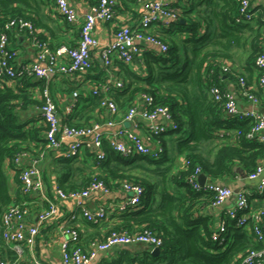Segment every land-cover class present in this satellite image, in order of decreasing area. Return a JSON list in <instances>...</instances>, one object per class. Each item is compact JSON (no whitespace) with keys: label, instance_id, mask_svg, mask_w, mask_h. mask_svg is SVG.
<instances>
[{"label":"trees","instance_id":"1","mask_svg":"<svg viewBox=\"0 0 264 264\" xmlns=\"http://www.w3.org/2000/svg\"><path fill=\"white\" fill-rule=\"evenodd\" d=\"M188 2L191 7L184 9L185 23L177 20L168 24V32L178 33L180 38H164L166 42L169 40L167 51L151 50L146 56L143 55L142 62L148 75L136 74L121 61L119 66L124 72L123 77L125 80L130 79L131 83L111 91L119 107L127 105V99L121 101L120 97L131 88V99L137 92L143 91L153 96L156 104L170 108L178 128L160 134L163 138V151L157 155L134 154L125 157L114 151L109 139L104 138L107 157L100 162L96 173L75 166L74 160L77 157L67 158L61 154L55 159L58 183L64 191L87 188L94 174L111 190L120 188L124 181L139 183L144 188L141 207L120 213L119 224L111 229L129 233L148 229L162 237L161 251L153 254L152 247L144 244L116 246L112 249V260L104 264H237L243 255L262 248L250 229L238 226L235 219L227 216L224 219V231L215 238L214 233L218 227L201 214L202 208L214 201L215 192L194 188L190 178L196 177L198 173H204L211 179L230 177L239 171L237 169L248 176L264 159V145L248 137L255 121L229 116L225 109V98L216 100L210 93L214 86L222 94L228 92L225 85L227 77L237 81L242 95L244 90L254 93L248 85L246 74L257 68L256 59L264 50V21L256 17L252 20L239 19L238 0ZM37 4L38 0H0V33L5 31V25L11 19L23 18L34 24L37 40L47 41L51 47L61 45L50 42L40 31L43 23ZM198 6L203 8L198 10ZM251 12H254L253 8ZM17 31L25 32L31 42L34 40V35L27 29L13 27L7 30L9 53L16 52L10 42ZM248 45L245 65L242 68L229 66L225 60L234 62L235 50H244ZM16 56H13L12 61L20 69ZM92 67L93 61L88 71ZM240 77L246 81L243 87L240 85ZM46 82L47 78H37L26 72L13 80L0 79V234H3L1 218L4 212L14 201H21L10 194L6 163L23 150L38 153L48 151L45 150L47 126L41 114H32L30 118L25 116L43 105V96L37 98L35 93L39 89L42 92ZM102 98L103 95L92 92L88 100L103 111L100 107ZM68 123L76 126L90 125H79L70 120ZM223 129H226L225 133H221ZM231 130L235 134L230 133ZM175 135L178 137L177 150L185 158L184 167L175 172L170 167L154 169L155 174L162 177V183L133 173L139 166L148 168L145 163L162 164L165 160L162 157L166 148L165 137L173 140ZM232 136L235 142L230 140ZM16 173L19 178V170ZM248 199L250 202L249 194ZM83 240L81 238V243L86 248L96 239Z\"/></svg>","mask_w":264,"mask_h":264},{"label":"built area","instance_id":"2","mask_svg":"<svg viewBox=\"0 0 264 264\" xmlns=\"http://www.w3.org/2000/svg\"><path fill=\"white\" fill-rule=\"evenodd\" d=\"M145 4L147 13H144L136 25L126 24L119 27L115 33L114 39L103 46L101 49L102 61L107 67L109 74L102 84L93 89L95 95H103L100 107L107 113V119L104 122H95L88 126H76L68 122H61L57 105L53 100L49 89L42 90L44 103L40 107L41 116L46 123L45 150L59 149L67 144L63 155L67 158L79 157L84 147L95 149L96 165L106 159L107 152L104 148L103 140L105 138L104 128L113 127L116 124V118L120 113L118 103L111 96L112 89H119L125 86L122 79H119L113 73L115 57L126 64L132 63L135 58L143 61L142 53L146 49L139 42H148L160 47L162 52L167 51L168 44L158 37L153 31V24L159 19V16L166 18L167 26L170 21H177L181 18V10L166 6L161 0H138ZM190 1V0H188ZM240 2V18L242 20H252L255 13L252 11V0H238ZM114 0H98L97 3L90 6L88 13L80 21L77 11L70 4L69 0H54L56 11L62 15L67 23L80 25V38L76 45L62 44L51 47L47 41L36 39V28L34 24L23 18H13L5 25V31L0 33V79L4 81L13 80L21 73L32 74L37 78H49L56 73L77 74L88 71L92 65L91 50L99 46V41L94 35L97 21H110L114 17ZM17 27L20 30H28L34 35L33 46L36 49L37 60L30 64L23 65L20 69L16 68L13 62V56L17 53H9V36L7 30ZM13 59V61H12ZM143 63V62H142ZM256 67L259 70V82L264 85V50L256 59ZM226 69V67H225ZM20 72H19V71ZM245 78L240 77V85L245 86ZM210 93L216 100L225 98L226 113L238 118L239 120L253 119V126L248 137L257 139L264 145V116L254 109H241L236 96L231 92L221 93V90L214 86ZM78 96V92H74ZM243 96L252 103H258L259 98L251 91L244 90ZM76 104L69 107L72 112ZM141 116L149 121H155L162 117L167 120L168 125H153L151 132L154 135L166 133L169 130L178 128L174 121L170 108L166 105L156 104L153 96L144 94V103L141 110L132 105L125 113L124 121H133L136 116ZM110 147L121 153L125 157L134 154L157 155L162 148L152 149L150 145L135 131L121 127L112 133L109 137ZM46 151H41L33 155V151L23 150L17 153L14 159L9 162L13 169L19 170V180L21 190L24 195L37 193L40 199L48 204V207L38 213L36 223H30L27 217L31 214L28 201H14L8 206L1 218L3 227V237L6 242H10L13 248L22 252V245L32 246L35 244L39 231L51 217L57 212L56 203L52 202L45 192V181L41 162ZM192 176L190 182L196 189H204L215 192L214 201L211 205L223 204L227 199L234 195L233 188L215 182H205L202 186L198 182V175ZM250 180H256L257 191L264 193V159L258 164L256 169L247 176ZM120 188L129 195L128 198L110 203L108 206H100L91 209L83 204V200L94 192L109 193L112 190L104 181L93 175V180L87 188H81L71 191L57 189V195L60 199H72L77 203L80 214L93 223H98L108 219L112 213H123L129 210L137 209L142 205L144 188L136 182L124 181ZM227 217L235 219L237 225L250 229L262 244L260 250H251L243 255L237 264H264V207L252 208L248 193L246 190L237 193V201L233 208L228 209ZM225 216V217H226ZM77 219V214L72 213L68 219L71 224L62 227V232L67 235V239L62 242V253L60 264H90L100 252L113 249L118 245L144 244L151 247H160L163 244L162 237L156 235L148 229L138 230L133 233L127 231H117L111 229L105 235L104 239L93 240L85 248L81 243L80 232L73 223ZM225 229V221L218 226V231L214 233L217 238ZM0 264H45L43 261L33 259L31 261H8L0 248Z\"/></svg>","mask_w":264,"mask_h":264},{"label":"crops","instance_id":"3","mask_svg":"<svg viewBox=\"0 0 264 264\" xmlns=\"http://www.w3.org/2000/svg\"><path fill=\"white\" fill-rule=\"evenodd\" d=\"M116 5V12L110 21H97L95 25L94 35L99 41V46L91 50V58L93 61V67L90 71L77 73V74H64L56 73L47 78L46 87L49 89L50 94L57 105V112L59 118L63 122H74L75 124H92L95 122H104L107 119V113L101 110L99 107L95 106L88 99L91 97L93 89L102 83V80L108 76L109 71L102 61L101 48L108 43H110L115 36V33L119 27L126 24L136 25L139 18L147 13V9L144 3L135 0H114ZM166 6L170 8L180 9L181 19L186 18L183 13L184 9H189L190 2L188 0H161ZM70 4L77 11L78 17L81 20L88 13L91 5L98 2V0H69ZM39 8L40 20L43 25L40 27V31L53 42L54 44H67L76 45L80 38V25H71L66 22V20L60 15L55 7L54 0H38L37 4ZM203 6H198V10L202 9ZM252 8L255 13L256 18H261L264 21V0H252ZM183 13V14H182ZM167 19L159 16V20L154 22L153 31L160 36L161 39H179L180 34L168 32ZM255 23V22H254ZM204 28H201V32ZM186 35V34H181ZM182 36V38H184ZM169 41V40H168ZM167 41V43H168ZM138 44L146 48L142 53L146 56L151 50L162 52L160 47L153 45L148 42H139ZM10 46L16 49L17 65L22 67L25 64H30L37 60L36 49L27 38L25 32L17 31L12 35ZM249 45L243 49L235 50L236 56L234 62L231 60H225L229 66H234L236 68H242L246 63V54L248 52ZM223 61V63H226ZM121 60L115 57L113 73L119 79H122L124 83L129 85L131 83L130 79H124V72L120 69ZM132 71L140 76H147L148 70L146 66L140 61L139 58H135L132 63L127 64ZM248 85L253 89L255 95L259 98L258 103H252L247 98L242 95L239 91L237 81L232 78H226L225 85L237 98L239 107L241 109H254L259 111L264 116V88L259 82V70H250L246 74ZM78 92V96H74V92ZM144 92L139 91L135 94L134 98L131 99V88L126 92V94L121 95V101L127 99V105L120 107V113L116 118V124L113 127H105L104 135L105 138L109 139L110 135L114 133L117 129L121 127L129 128L136 133H138L152 149L162 148L161 135H154L151 132V127L153 125H168L166 119L160 117L155 121H149L141 116H136L133 121H124L123 117L128 109L135 105L139 110L142 109L144 103ZM42 96L41 90H37L35 97L40 98ZM133 100V101H132ZM132 101V102H131ZM76 104L73 111H69V107ZM41 114L40 108H35L33 113H26V117ZM225 133L226 129L221 130V133ZM230 133L235 131L231 130ZM166 139V148L162 157L164 156V162L160 165L145 163L144 168L139 166L138 169L134 170L133 173L144 176L154 182L162 183L161 176H157L154 169L161 168H171L173 172L185 166V158L180 154L176 147V141L178 139L177 135L171 140L169 137ZM235 142V137L232 136L230 139ZM65 144L59 149H49L45 152L44 157L41 162V168L43 171L44 181H45V192L50 198V200L57 205V212L51 217V219L41 227L38 237L34 245L29 246L26 244L22 245V252L18 253L14 248L12 243L6 242L3 234H0V248L3 255L8 261H31L33 259H38L43 261L45 264H60L61 253H62V242L67 239V235L62 232V227L71 224L68 219L72 213L77 214V219L73 223L77 226L81 238L83 241L89 239H101L104 238L108 231L113 228L115 224H119V214L112 213L108 219L93 223L87 221L82 214H80V209L77 203L72 199H60L57 195V189L60 188L57 173L55 172L56 157L63 154L66 146ZM95 149L84 147L82 149V154L75 158L74 165L84 167L85 170H91L94 173L98 172V166L94 159ZM90 151L92 153H90ZM163 151V149H162ZM38 152L33 151V155ZM141 167V168H140ZM239 170L233 176H226L217 179H211L207 177L206 182H215L217 184L229 186L233 188L234 192L236 189L239 191L246 190L249 194L250 204L252 208H258L264 206V193L259 194L257 191L256 180H250L247 176L244 177L242 170ZM5 171L8 177L10 194L20 199L22 201H28L31 209V214L27 217L30 223H36L38 219V213L48 207V204L40 199L37 193H32L29 195H24L21 192V183L17 176L13 166L7 162L5 165ZM161 186V185H160ZM129 195L125 193L121 188L112 190L109 193L94 192L89 197L83 200V204L91 209H96L100 206H108L110 203L119 202ZM159 195L157 198L159 199ZM237 197L232 195L223 204L220 205H207L201 210L203 216H207L216 227H218L225 219L228 209H231L236 204ZM86 243V242H85ZM88 246V245H86ZM148 246V245H147ZM113 258L112 249L105 252H100L99 255L90 264H104L106 261H111ZM105 262V263H106Z\"/></svg>","mask_w":264,"mask_h":264},{"label":"water","instance_id":"4","mask_svg":"<svg viewBox=\"0 0 264 264\" xmlns=\"http://www.w3.org/2000/svg\"><path fill=\"white\" fill-rule=\"evenodd\" d=\"M181 22L185 23L184 19L180 20ZM244 177H246V175L244 174ZM207 180V176L204 173H200L198 175V182L203 186L205 184ZM239 192L238 189H236L234 195L237 197V193ZM118 247H126L125 245H118ZM161 251V247H152V253L153 254H158Z\"/></svg>","mask_w":264,"mask_h":264}]
</instances>
